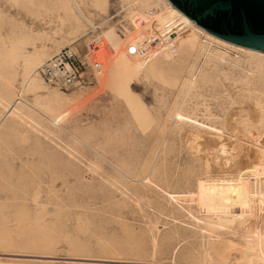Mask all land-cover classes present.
<instances>
[{"label":"rangeland","instance_id":"374dc122","mask_svg":"<svg viewBox=\"0 0 264 264\" xmlns=\"http://www.w3.org/2000/svg\"><path fill=\"white\" fill-rule=\"evenodd\" d=\"M183 16L168 0H0V264H264L263 194L244 219L208 216L191 140L257 159L264 64ZM66 47L84 63L68 89L39 73Z\"/></svg>","mask_w":264,"mask_h":264},{"label":"bare ground","instance_id":"6f19581e","mask_svg":"<svg viewBox=\"0 0 264 264\" xmlns=\"http://www.w3.org/2000/svg\"><path fill=\"white\" fill-rule=\"evenodd\" d=\"M184 16H183V18H185ZM188 19L185 18V20L188 21L192 25V27H194L195 29L200 31L207 38H210L211 40L216 41L217 43H221V44L226 45L228 47L234 48V49H236V50H238L240 52L246 53L248 56H250L255 61L257 60L260 63L264 64V52L256 51V50L245 48V47H241V46L234 45V44H231L229 42L223 41V40H221V39L209 34L207 31H205L204 29H202L201 27L196 25L194 22H191L190 19H189L190 20L189 21ZM263 68H264L263 66H259V70H262ZM255 69H257V71H258V68H255ZM248 73H250V71H248ZM244 111H246V110H244ZM248 112H250V111H248ZM179 113H181V112H179ZM260 115L262 116V114H260ZM247 116H248V114H247ZM259 118H261V117H259ZM183 119H185V118L183 117ZM219 119H222V118H219ZM261 119H259V120L261 121ZM233 121H234V119L232 121H230V122H233ZM248 121H250V120H248ZM256 121H257V119H256ZM190 122H191V120H190ZM194 126H196V125H194ZM208 128L210 129L209 126H208ZM213 129L216 130V132L219 130L218 128H213ZM230 129H228V130H230ZM249 130H251V129H249ZM216 132H210V133H215L216 134ZM218 132H220V131H218ZM191 134H192V131H191ZM200 135L201 134L194 133L192 135V137L190 136L191 140L193 142V145H192L193 146V151L194 150L196 151L198 157L197 156H195V157L198 158V161L203 165L206 173L209 176H207L206 181H201L200 183H198L199 185L196 183L198 185L197 192L195 193L196 195L194 194V196H196V199H197L196 201L198 202L200 208H202L205 211V213H207L208 216H213L215 218H219L220 220L223 219V220H231V221H237V220H241V219L246 218L248 215H250V212H251V210L253 208V204L255 202H257L256 201L257 195L260 196L261 194H263V196L261 195V197H264V133H263V135L261 134L260 137L258 139H256V141H255V138L253 140V141L256 142V144H255L256 146L255 147H257V149H258V156H256L257 159H255L253 157L255 160L252 158L253 161H252V163H250V166H247V165L246 166H241V164L243 163L242 161L240 162L241 164H236V165L234 164V159L235 158L233 159V157L231 156L233 154L230 155L229 150H228L227 146L225 145L227 143L224 144V143H222L223 141L220 140V139H222V137L224 135H222V137L218 136V138L220 140L219 142L215 141V139H213L214 140L213 141L210 138H207V136L204 137V135H202L203 136L202 137ZM232 135H234V134H232ZM211 136L212 135H210V137ZM186 137H188V136H186ZM214 137H215V135H213V138ZM225 137H226V135H225ZM235 138H237V137H235ZM201 139L202 140L204 139V140L201 141ZM240 139H241V136H240ZM184 141H186V140H184ZM230 145L232 146V144H230ZM245 145H243V147L247 148L246 147L247 145L246 146ZM189 147H191V146H189ZM190 149H191V152H192V148H190ZM232 152H233V150H232ZM237 152H235V155L237 154ZM238 154H239V152H238ZM240 155H242V154H239L238 157H240ZM248 157H250V156H248ZM245 158H246V156H245ZM240 159L243 160L242 156H241V158H239L237 160L239 161ZM237 160L235 159L236 162H238ZM182 161H184V160H182ZM232 161H233V163H232ZM246 162H248V161H244V163H246ZM242 165H244V164H242ZM253 180H255V181L253 182ZM169 198H171V197H169ZM260 201L263 202L264 199L261 198ZM258 215H259V213H258ZM255 217H258V216H255ZM258 218H255V219L258 220ZM260 225H262L261 222L259 223V227H260ZM245 227L246 226H244L243 228H245ZM252 227H254V226H252ZM259 227H258V230H256V232H254V234H255L254 236L258 237V238L260 236L262 237V235H263L261 230H259ZM252 230H254V229L252 228ZM262 242H264V241H262ZM259 248L261 249V247H259ZM243 249H245V248H243Z\"/></svg>","mask_w":264,"mask_h":264},{"label":"water","instance_id":"95a60500","mask_svg":"<svg viewBox=\"0 0 264 264\" xmlns=\"http://www.w3.org/2000/svg\"><path fill=\"white\" fill-rule=\"evenodd\" d=\"M209 34L264 52V0H169Z\"/></svg>","mask_w":264,"mask_h":264},{"label":"built area","instance_id":"2783aa9c","mask_svg":"<svg viewBox=\"0 0 264 264\" xmlns=\"http://www.w3.org/2000/svg\"><path fill=\"white\" fill-rule=\"evenodd\" d=\"M84 63L71 47H66L48 59L39 73L49 84L60 88L78 87L82 82Z\"/></svg>","mask_w":264,"mask_h":264}]
</instances>
